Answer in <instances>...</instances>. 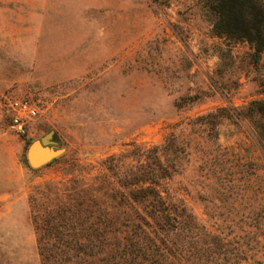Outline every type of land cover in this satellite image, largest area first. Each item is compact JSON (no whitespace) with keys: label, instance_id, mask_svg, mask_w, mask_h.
<instances>
[{"label":"rangeland","instance_id":"1","mask_svg":"<svg viewBox=\"0 0 264 264\" xmlns=\"http://www.w3.org/2000/svg\"><path fill=\"white\" fill-rule=\"evenodd\" d=\"M202 2L0 0V264H40L27 200L34 185L130 142L176 137L184 157L167 191L208 229V215L227 213L213 203L264 204L260 120L243 109L264 100V50L253 62L245 41L212 35ZM10 99L35 109L22 135L7 127ZM221 107L239 113L218 117L213 130L190 124ZM50 131L47 151L60 154L30 167L27 146Z\"/></svg>","mask_w":264,"mask_h":264},{"label":"trees","instance_id":"2","mask_svg":"<svg viewBox=\"0 0 264 264\" xmlns=\"http://www.w3.org/2000/svg\"><path fill=\"white\" fill-rule=\"evenodd\" d=\"M202 3L211 34L245 41L255 62L264 50V0ZM243 109L260 120L257 139L264 154V100ZM232 113L239 109L221 107L189 122L213 130L218 117ZM126 145L93 164L77 162L63 179L31 188L28 210L40 264H263V203H213L227 213L208 215L213 220L208 229L167 191L184 157L176 137Z\"/></svg>","mask_w":264,"mask_h":264},{"label":"built area","instance_id":"3","mask_svg":"<svg viewBox=\"0 0 264 264\" xmlns=\"http://www.w3.org/2000/svg\"><path fill=\"white\" fill-rule=\"evenodd\" d=\"M4 106L9 111L8 129L15 135H22L25 123L35 115L34 107L20 99L6 100Z\"/></svg>","mask_w":264,"mask_h":264},{"label":"water","instance_id":"4","mask_svg":"<svg viewBox=\"0 0 264 264\" xmlns=\"http://www.w3.org/2000/svg\"><path fill=\"white\" fill-rule=\"evenodd\" d=\"M52 132H47L36 140H33L27 146L25 157L28 165L32 168L41 166L49 162L52 158L58 156L60 149L47 151V145L50 143Z\"/></svg>","mask_w":264,"mask_h":264}]
</instances>
